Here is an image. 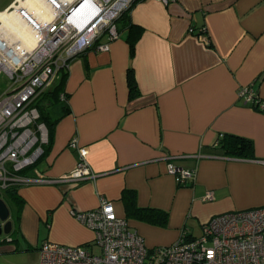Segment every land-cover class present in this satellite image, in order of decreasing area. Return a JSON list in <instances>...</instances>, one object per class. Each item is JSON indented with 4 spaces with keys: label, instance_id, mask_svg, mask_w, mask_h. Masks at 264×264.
<instances>
[{
    "label": "crops",
    "instance_id": "crops-1",
    "mask_svg": "<svg viewBox=\"0 0 264 264\" xmlns=\"http://www.w3.org/2000/svg\"><path fill=\"white\" fill-rule=\"evenodd\" d=\"M15 1L0 0V28ZM130 18L143 28L134 56L125 28L108 50L89 48L64 68L68 110H55L51 141L25 172L56 181L14 185L22 201L0 189L13 220L0 235V264H38L48 240L97 251L94 231L72 209L96 208L104 197L126 217V188L137 191L140 206L169 213L166 226L128 218L149 247L200 235L219 213L264 207V110L238 95L254 82L264 100V0H140ZM0 40L11 48L6 30ZM130 68L141 91L135 98ZM227 134L252 140L254 156L226 154ZM74 136L97 173L77 185L57 181L80 157L69 147ZM170 161L195 177L181 185Z\"/></svg>",
    "mask_w": 264,
    "mask_h": 264
},
{
    "label": "built area",
    "instance_id": "built-area-1",
    "mask_svg": "<svg viewBox=\"0 0 264 264\" xmlns=\"http://www.w3.org/2000/svg\"><path fill=\"white\" fill-rule=\"evenodd\" d=\"M37 12L29 0H16L9 13L16 14L37 42L23 52L20 46L8 48L14 64L0 68L13 80L0 96V189L21 183L56 181L31 177L23 172L37 163L49 143V129L35 105L39 95L59 78L70 60L89 48L108 50L120 37L117 19L134 0H37ZM170 4L175 0H156ZM47 12L50 19L43 17ZM193 31V28H190ZM1 32V29H0ZM209 43V40H207ZM8 66V65H7ZM254 82L243 85L238 95L254 108L264 110ZM65 98V95H62ZM69 147L79 153L76 167L57 181L77 185L97 173L91 168L78 136ZM168 171L188 184L195 171L168 163ZM213 191L205 198H213ZM73 216L94 231L97 251L87 245L45 241L39 248L38 264H264V207L232 210L214 215L203 224L202 233H182L169 245L149 247L145 238L130 227L129 219L117 213L114 201L102 198L98 207L72 209Z\"/></svg>",
    "mask_w": 264,
    "mask_h": 264
},
{
    "label": "trees",
    "instance_id": "trees-1",
    "mask_svg": "<svg viewBox=\"0 0 264 264\" xmlns=\"http://www.w3.org/2000/svg\"><path fill=\"white\" fill-rule=\"evenodd\" d=\"M140 0H134L130 7H128L122 15L117 19V25L119 32L123 29H128V42L130 45V51L132 56L136 53L137 43L142 36L143 28L132 22L130 18V11L133 6ZM65 69H61L59 78L55 83L45 91H43L36 100L35 105L38 106L41 113V120L46 123L49 129V142L51 141L53 131L56 124L59 121V116L55 115V110H68L69 94L65 89ZM128 86L130 98H135L140 95V88L136 79L134 69L130 68L128 71ZM65 98H62V95ZM220 148H222L226 154L238 155V156H254V143L252 140L227 134L220 140ZM35 165V164H34ZM31 167V166H30ZM23 170L25 173L27 169ZM6 193V199H17L22 201L23 199L17 194V187L14 185L4 190ZM121 199L125 206L126 217L133 218L140 221H144L150 224L166 226L169 222V213L166 210L156 207H143L138 203V193L134 189L126 188L123 190Z\"/></svg>",
    "mask_w": 264,
    "mask_h": 264
},
{
    "label": "bare ground",
    "instance_id": "bare-ground-1",
    "mask_svg": "<svg viewBox=\"0 0 264 264\" xmlns=\"http://www.w3.org/2000/svg\"><path fill=\"white\" fill-rule=\"evenodd\" d=\"M30 5L36 9L37 12H42V5L37 0H29ZM43 17L47 20L50 19V15L44 11ZM6 24H4L3 27L0 29L6 30L7 36L10 34L12 42L10 43L9 47L16 49V46H20L23 52H27L31 50L36 42H37V36L33 34V32L30 31L28 28V25H26L16 14L9 13L8 14V20L5 21ZM10 30V31H9ZM9 31V32H8ZM8 46V45H7ZM6 46H3V44L0 45V66L2 69H7V67H12L13 62L7 58V54L5 52ZM8 65V66H7ZM0 67V68H1Z\"/></svg>",
    "mask_w": 264,
    "mask_h": 264
},
{
    "label": "water",
    "instance_id": "water-1",
    "mask_svg": "<svg viewBox=\"0 0 264 264\" xmlns=\"http://www.w3.org/2000/svg\"><path fill=\"white\" fill-rule=\"evenodd\" d=\"M10 217L11 208L7 201L0 196V235L11 232L13 220Z\"/></svg>",
    "mask_w": 264,
    "mask_h": 264
},
{
    "label": "rangeland",
    "instance_id": "rangeland-1",
    "mask_svg": "<svg viewBox=\"0 0 264 264\" xmlns=\"http://www.w3.org/2000/svg\"><path fill=\"white\" fill-rule=\"evenodd\" d=\"M12 84L13 80L7 75V73L2 71L0 73V96H2L7 91V89L12 86Z\"/></svg>",
    "mask_w": 264,
    "mask_h": 264
}]
</instances>
